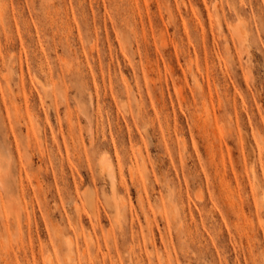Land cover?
Wrapping results in <instances>:
<instances>
[{
  "label": "rangeland",
  "instance_id": "obj_1",
  "mask_svg": "<svg viewBox=\"0 0 264 264\" xmlns=\"http://www.w3.org/2000/svg\"><path fill=\"white\" fill-rule=\"evenodd\" d=\"M0 264H264V0H0Z\"/></svg>",
  "mask_w": 264,
  "mask_h": 264
},
{
  "label": "bare ground",
  "instance_id": "obj_2",
  "mask_svg": "<svg viewBox=\"0 0 264 264\" xmlns=\"http://www.w3.org/2000/svg\"><path fill=\"white\" fill-rule=\"evenodd\" d=\"M213 10L216 12L218 5L216 3L213 4ZM237 17H240L239 13H236ZM230 28L232 30V35L236 38L237 42H238V48H239V54L241 55V58L245 61V68L248 70L249 68V62H250V52H249V46L246 43V39H245V31L242 30L241 27H236L234 25H230ZM106 160V158H105ZM108 162V161H107ZM103 161L100 165L101 171L102 172H106L109 175H111V165L108 162ZM255 178V176H254ZM113 181H115L114 177L112 178ZM92 241L91 237H89V242ZM69 250L70 252L72 251V241H69Z\"/></svg>",
  "mask_w": 264,
  "mask_h": 264
}]
</instances>
